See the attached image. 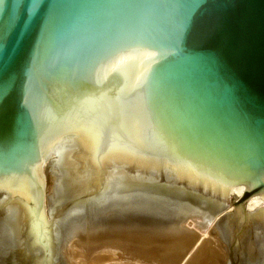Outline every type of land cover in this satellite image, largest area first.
<instances>
[{
  "label": "water",
  "instance_id": "water-1",
  "mask_svg": "<svg viewBox=\"0 0 264 264\" xmlns=\"http://www.w3.org/2000/svg\"><path fill=\"white\" fill-rule=\"evenodd\" d=\"M0 264H264V0H0ZM236 186L244 192L230 206Z\"/></svg>",
  "mask_w": 264,
  "mask_h": 264
},
{
  "label": "bare ground",
  "instance_id": "bare-ground-1",
  "mask_svg": "<svg viewBox=\"0 0 264 264\" xmlns=\"http://www.w3.org/2000/svg\"><path fill=\"white\" fill-rule=\"evenodd\" d=\"M243 192H244V186H236L232 190V194H234L237 199H240L242 197ZM246 203H247V210L253 211L257 207L260 208V205L262 204V201H261V199H260V197L258 195H255V196H252L250 199H248L246 201ZM187 229L191 230L189 228H187ZM204 238L206 239V234H202V236H200L198 238V240L195 242V244L192 246V248L188 251V253L185 255V257L182 259V261L179 264H185V262L189 259V257L195 251V249L200 246V243L203 241Z\"/></svg>",
  "mask_w": 264,
  "mask_h": 264
},
{
  "label": "rangeland",
  "instance_id": "rangeland-1",
  "mask_svg": "<svg viewBox=\"0 0 264 264\" xmlns=\"http://www.w3.org/2000/svg\"><path fill=\"white\" fill-rule=\"evenodd\" d=\"M235 200H237V198L235 197V195L234 194H232V192L230 193V195H229V197H227L226 198V202H225V205L226 206H230L231 204H233V202L235 201ZM249 202V201H248ZM247 202V203H248ZM247 203H245V207H244V210L246 211V212H252V211H249V210H247ZM263 202H262V204L260 205V208L261 207H263ZM232 207L230 206L228 209H226L224 212H222L221 214H219L213 221H212V223L209 225V227L204 231V232H201V231H199V230H197L195 227H193L194 226V222L193 221H191L190 219H187V221L185 222V224H184V227H186V228H189V229H192L193 231H195L196 232V234H198L199 236H202V234H207L208 233V231L211 229V227L214 225V223L216 222V220L219 218V217H221L223 214H225L228 210H230ZM206 238H207V235H206Z\"/></svg>",
  "mask_w": 264,
  "mask_h": 264
},
{
  "label": "snow or ice",
  "instance_id": "snow-or-ice-1",
  "mask_svg": "<svg viewBox=\"0 0 264 264\" xmlns=\"http://www.w3.org/2000/svg\"><path fill=\"white\" fill-rule=\"evenodd\" d=\"M28 3L33 10L37 9L39 6V0H28ZM15 24L16 21L13 19H9L7 23H5L4 21H0V42H3L6 32H11L12 30H14ZM2 91L3 89L0 88V93H2Z\"/></svg>",
  "mask_w": 264,
  "mask_h": 264
}]
</instances>
